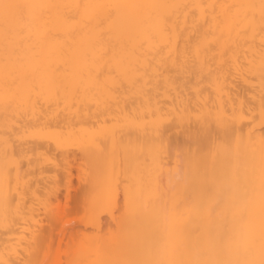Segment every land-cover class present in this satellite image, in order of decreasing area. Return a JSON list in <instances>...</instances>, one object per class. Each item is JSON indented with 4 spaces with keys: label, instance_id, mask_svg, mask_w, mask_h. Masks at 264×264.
I'll return each instance as SVG.
<instances>
[{
    "label": "bare ground",
    "instance_id": "obj_1",
    "mask_svg": "<svg viewBox=\"0 0 264 264\" xmlns=\"http://www.w3.org/2000/svg\"><path fill=\"white\" fill-rule=\"evenodd\" d=\"M51 144L89 165L62 264H264V0H0V264Z\"/></svg>",
    "mask_w": 264,
    "mask_h": 264
},
{
    "label": "rangeland",
    "instance_id": "obj_2",
    "mask_svg": "<svg viewBox=\"0 0 264 264\" xmlns=\"http://www.w3.org/2000/svg\"><path fill=\"white\" fill-rule=\"evenodd\" d=\"M36 142L37 141L33 139L30 145L33 146ZM50 148L53 151L52 153H54V161L60 165L58 167L60 169L57 170L54 166H50L46 174H39L38 172L36 173V177L39 182L40 191L43 190L45 184L47 187L51 186L52 188L59 186V199L57 200L52 196L50 198L45 196L48 201L47 211H41L42 224L45 227V240L39 244L38 250L34 251L29 260V264H62V262L65 261L66 250L70 242L69 234L71 231H69V229L73 227L82 228V225H78V222L73 221V223L71 221L69 224L65 222L71 219L74 220V218H80L84 214L83 203L77 204L73 199H83L84 190L87 186L86 178L89 165L76 147L71 148L70 154L71 156L74 154L76 160L71 169L72 177L70 181H68L61 174L63 171L62 168L65 167V162H63L64 157L61 156L60 152L53 149L52 144ZM67 186H71L70 193L72 202L70 201L69 204H67L65 198ZM22 258L19 264H25L26 260L29 259L27 254H23Z\"/></svg>",
    "mask_w": 264,
    "mask_h": 264
}]
</instances>
